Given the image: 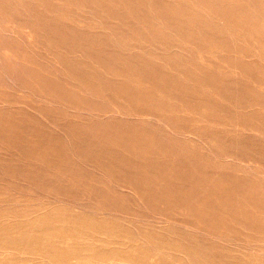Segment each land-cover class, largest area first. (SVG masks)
Returning a JSON list of instances; mask_svg holds the SVG:
<instances>
[{"label": "rangeland", "instance_id": "obj_1", "mask_svg": "<svg viewBox=\"0 0 264 264\" xmlns=\"http://www.w3.org/2000/svg\"><path fill=\"white\" fill-rule=\"evenodd\" d=\"M198 1L0 0V47L13 41L17 55H21L18 58L4 52L8 57L0 51V226L39 221L40 229L54 231L70 226L69 219L77 217L115 227L105 230L71 225L81 244L91 243L96 248H104L106 241L110 242L108 248L124 249L130 244L163 247L167 258L186 264L181 239L196 235L204 246L226 249L225 254L234 258L264 257V239L250 227L261 222L257 228L261 227L263 234L264 55L240 29L241 20L238 27L234 20H227L231 8L238 17L252 0H221L225 8L216 7L218 0ZM68 65L75 75L62 72ZM28 68L41 71L61 90L82 92L83 104L74 102L73 107L47 98L44 91L23 80ZM74 78L97 90V96L86 95L84 85H76ZM165 89L173 96L171 113L165 114L173 128L142 116L139 111L152 110L147 103L126 101L128 92H146L167 102L161 97ZM245 98L258 104L248 105ZM180 101L198 107L204 117L196 121L195 114L173 109ZM210 105L217 107L220 115L236 117L238 125L224 127L223 117L217 119L218 113L208 110ZM180 129L184 131L177 132ZM121 132L133 134L129 138L141 144L158 138L179 153L199 149L191 164L200 167L207 161L210 174L201 168L197 177L187 174L179 179L182 163L190 162L176 153L165 156L155 150L157 153L142 156L133 153V147L123 149L105 142L100 145L106 146L100 154L95 151L103 141L101 135ZM212 141L215 147L210 146ZM216 150L231 153L232 159L221 163ZM164 165V173L159 172V166ZM158 172L162 176H157ZM214 174L219 182L212 184ZM250 181H254L252 195L245 189ZM167 190L171 192L165 193ZM191 191L194 209H183L179 197ZM203 214L214 215L223 223L217 231L221 239L231 243L203 237L208 225L197 220ZM212 257L217 260L211 264H224L216 255Z\"/></svg>", "mask_w": 264, "mask_h": 264}, {"label": "bare ground", "instance_id": "obj_2", "mask_svg": "<svg viewBox=\"0 0 264 264\" xmlns=\"http://www.w3.org/2000/svg\"><path fill=\"white\" fill-rule=\"evenodd\" d=\"M73 1V0H72ZM196 2L198 0H195ZM230 1V0H229ZM239 1V0H236ZM244 1V0H243ZM194 2V1H193ZM198 2H201L200 0ZM206 2V1H205ZM240 2V1H239ZM242 2V0H241ZM240 2V3H241ZM85 3V1H84ZM235 3V2H233ZM247 2H244V5L247 6V4H245ZM57 4V3H56ZM95 4V3H94ZM131 4V3H130ZM250 4V3H248ZM96 5V4H95ZM100 5V4H99ZM102 5V4H101ZM128 5V4H126ZM126 5L124 7H126ZM203 5V4H202ZM201 5V6H202ZM212 5V4H210ZM227 5V4H226ZM243 5V4H242ZM103 6V5H102ZM205 6V4H204ZM203 6V7H204ZM209 6V5H208ZM216 6V5H213ZM231 6H233L231 4ZM250 6V7H249ZM246 7V9L243 7V10L245 9L246 11L242 14H239L237 17L236 14V10L231 8L230 9V14H229V18H227V20H234L235 22H237V27L238 25V21L241 20L243 22V26H239L240 29H242L244 31V35L248 36L249 39H252V43L254 46L256 45L257 49H260V52H262V54L264 55V0H252V4ZM218 8H225L227 6H223L221 4V0H218V4L217 6ZM230 7V6H229ZM240 9V8H239ZM238 9V10H239ZM175 10V9H173ZM218 10V9H216ZM254 10H256L255 12H253ZM95 11V9H94ZM164 12V11H163ZM170 13V12H169ZM180 13V12H179ZM10 14V13H9ZM218 14V11L217 13ZM223 14V13H222ZM198 17V16H197ZM228 17V16H227ZM218 18V17H217ZM220 18V17H219ZM213 20V19H212ZM191 21H193V19H191ZM210 21V20H208ZM12 22V21H11ZM200 21L196 22L199 23ZM202 23V22H201ZM200 23V24H201ZM205 23V22H204ZM229 23V22H227ZM231 25V23H230ZM34 26V25H33ZM32 26V27H33ZM27 28H30V26H26ZM180 27V26H178ZM177 27V29H178ZM200 27V26H199ZM204 27V25H203ZM210 28V26H209ZM211 29L212 26H211ZM217 29V28H216ZM215 29V31H216ZM230 29V27H229ZM226 30V29H225ZM201 31V30H200ZM33 32V31H32ZM183 32V31H182ZM204 32V31H203ZM202 32V33H203ZM222 32V31H221ZM220 32V33H221ZM210 33V32H209ZM230 35L229 32H226ZM233 33V32H231ZM210 35V34H208ZM201 36V35H200ZM206 37V36H205ZM205 39V38H204ZM208 39V38H207ZM206 39V40H207ZM209 40V39H208ZM246 40V39H244ZM243 40V43H244ZM204 41V40H203ZM217 41V40H216ZM105 42V41H104ZM206 42V41H205ZM204 42V43H205ZM219 42V41H218ZM228 42V40H227ZM233 42V41H232ZM13 41H10L8 43H2V48L0 47V51L6 55L7 53L4 52H8L11 54V56L13 57H18L21 55H17V50L18 47L12 44ZM95 43V42H94ZM107 43V42H105ZM115 43V42H114ZM242 43V42H241ZM102 44V43H101ZM213 44V43H212ZM216 44H218L216 42ZM223 44V43H222ZM226 44V43H225ZM93 45V43H92ZM221 45V44H220ZM250 45V44H249ZM101 46V45H100ZM202 46V45H201ZM89 47V46H88ZM209 47V46H208ZM220 47V46H218ZM222 47V46H221ZM250 47V46H249ZM215 48H217V46H215ZM229 48V47H228ZM85 49V48H84ZM204 49V48H202ZM209 49V48H207ZM236 49V48H235ZM250 49L252 50V48L250 47ZM98 50V49H97ZM104 50V49H103ZM228 50V49H227ZM250 50V51H251ZM256 50V48H255ZM203 52V50H201ZM206 51V49H205ZM219 51V50H218ZM235 51V50H234ZM249 51V52H250ZM20 52V51H19ZM112 52V51H111ZM1 53V54H2ZM24 53V52H22ZM216 53V52H215ZM228 53V52H227ZM232 53V51H231ZM235 53V52H234ZM111 54V53H109ZM115 54V53H114ZM236 54V53H235ZM242 54V52H241ZM240 54V57H241ZM238 55V54H237ZM9 57V55H6ZM209 56V55H208ZM214 56V55H213ZM24 59V58H22ZM118 60V59H117ZM237 60V59H236ZM263 60V59H262ZM25 62L31 63V61L28 60H23ZM23 61H21L23 63ZM143 61H141L142 63ZM149 62V61H148ZM164 62V61H163ZM223 62V61H222ZM230 62V61H229ZM175 63V62H174ZM224 63V62H223ZM134 64V63H132ZM261 64V63H260ZM67 65V64H66ZM170 65V64H169ZM69 66V65H68ZM150 66V65H149ZM179 66V65H178ZM231 66V65H230ZM258 66V65H257ZM255 66V67H257ZM177 67V66H176ZM233 67V66H232ZM230 67V68H232ZM60 68V67H59ZM58 68V69H59ZM145 68V67H144ZM172 68V67H171ZM52 69V68H51ZM151 69V68H150ZM180 69V68H178ZM193 69V68H192ZM227 69V68H226ZM238 69V68H237ZM241 69V68H240ZM239 69V70H240ZM244 69V68H243ZM261 69V68H260ZM38 70V69H37ZM154 70V68H153ZM172 70V69H171ZM196 70V69H195ZM234 70V69H232ZM245 70V69H244ZM243 70V71H244ZM258 70V69H256ZM262 71H264L263 69H261ZM47 71V70H45ZM58 71V70H56ZM70 71V73L68 74V72ZM147 71V70H146ZM202 71V70H201ZM62 72L64 74L70 75L71 73H74L72 71V67L69 66V68L66 66L63 68ZM61 72V73H62ZM191 72V71H189ZM242 72V71H241ZM259 72V71H258ZM257 72V73H258ZM252 73V72H251ZM256 73V72H255ZM55 74V73H54ZM83 74V73H82ZM154 74V72H153ZM158 74V73H157ZM227 74V73H225ZM263 74V73H260ZM58 75V74H57ZM75 75V73H74ZM85 75V74H84ZM115 75H120L115 74ZM250 75V74H247ZM255 75V74H254ZM264 75V74H263ZM62 76V74H61ZM82 76V75H81ZM131 76V75H129ZM49 77V76H48ZM56 77V76H55ZM83 77V76H82ZM87 77V76H86ZM85 77V78H86ZM138 77V76H137ZM231 77V76H229ZM58 78V77H56ZM70 78H73L72 76ZM80 78V77H79ZM140 78V77H139ZM138 78V79H139ZM257 78V77H256ZM64 79V78H63ZM83 79V78H81ZM224 79V78H223ZM23 80H26L28 83L35 85L38 89H41L42 92H45V96L49 99H51L52 101L55 102H63V103H67L70 106H73L74 102L76 104V102L84 100L82 95V92H80V94H76L71 88L67 89V90H61L59 87V85H57L55 82H53V80H51L50 78H47L41 71H36L32 68H28L25 72V78ZM66 80V79H65ZM146 80V79H145ZM56 81V80H55ZM68 81V79L66 80ZM220 81V80H219ZM231 81V80H230ZM64 82V81H63ZM74 82L76 85H84L82 90L86 95L89 96H97L96 91L93 90V88L91 89L90 87H88L87 84H84L82 81H79L77 79L74 78ZM68 83V82H67ZM222 83V82H221ZM230 83V82H229ZM66 84V83H65ZM64 84V85H65ZM228 84V83H227ZM174 85V84H173ZM220 85V84H219ZM231 85V84H228ZM236 85V84H235ZM262 85V84H261ZM72 86V85H71ZM78 86V87H79ZM182 86V85H181ZM234 86V85H233ZM258 86V85H257ZM264 86V85H263ZM63 87V85L61 86ZM77 88V87H76ZM159 89V88H158ZM198 89V88H197ZM232 89V88H230ZM174 90V89H172ZM236 90V88H235ZM226 91V90H225ZM234 91V90H233ZM170 92V91H169ZM168 91H163V94L161 97L165 98L167 100V102L161 101L160 99H156L152 96H150L149 94L145 93H127L128 96L126 97V101L130 102L132 104H148L149 108L152 110H146V112H140V114L146 115V116H150L152 118L155 119H159L160 122H162L163 124L172 127L173 123L170 120H167L165 117V114H169L171 113V103H169L170 101L173 100V96L169 93ZM172 92V91H171ZM195 92V91H194ZM219 92V91H218ZM84 94V95H85ZM202 94V93H201ZM220 94V93H219ZM231 94V93H230ZM229 94V95H230ZM256 94V93H255ZM124 95V94H123ZM177 95V94H176ZM217 95V94H216ZM223 95V94H222ZM232 95V94H231ZM234 95V94H233ZM252 95V94H251ZM249 95V96H251ZM121 96V95H119ZM126 96V95H125ZM224 96V95H223ZM254 96V95H253ZM263 96V95H262ZM175 97V96H174ZM177 97V96H176ZM226 97V96H224ZM228 97V96H227ZM242 97V96H241ZM255 97V96H254ZM123 98V97H122ZM121 98V99H122ZM124 99V98H123ZM226 99V98H224ZM244 100L248 105L255 103L258 104L257 100H253V98L251 99H247ZM261 99V98H260ZM223 100V99H222ZM228 100V99H227ZM229 101V100H228ZM235 102V100H233ZM262 101V100H261ZM208 102V101H207ZM80 103V102H79ZM78 103V104H79ZM236 103V102H235ZM242 102H240L241 104ZM83 104V103H82ZM174 105V104H173ZM247 105V106H248ZM263 105V104H262ZM79 106V105H78ZM75 106V107H78ZM83 106V105H82ZM233 106V105H232ZM252 106V105H251ZM257 106V105H256ZM260 106V105H259ZM74 107V106H73ZM261 107V106H260ZM83 108H85V106H83ZM136 108V107H135ZM173 109H178V112H187V113H193L196 115V121L200 120L202 117H204L202 114H199V110L198 107L196 106H191L189 103L187 102H183L180 101L178 102L177 105H174ZM172 109V110H173ZM217 107H215L214 105H210L208 110H210L211 112H217L218 113V117H216L217 119H219L221 116L223 117V121L224 123H221L222 125H224V127H228L229 129L232 128L233 126H237L238 122L236 121V117L234 118V116L232 117L231 115H220V112L216 110ZM81 110V108H80ZM86 110V109H85ZM163 111V113H158L156 111ZM180 110V111H179ZM224 110H226L224 108ZM74 111V110H73ZM177 111V110H175ZM82 112V111H81ZM84 112V111H83ZM93 112V111H92ZM91 112V113H92ZM106 112V111H105ZM203 112V111H202ZM89 112V114H91ZM136 113V112H135ZM156 113V115H155ZM101 114V113H100ZM134 114V113H133ZM88 115V113H87ZM92 115V114H91ZM102 115V114H101ZM122 115V114H121ZM104 116V115H103ZM171 116V115H170ZM207 116V115H206ZM212 116V115H211ZM210 116V117H211ZM54 117V116H53ZM101 117V116H100ZM175 117V116H174ZM120 118V117H119ZM136 118V117H135ZM134 118V119H135ZM193 118V117H192ZM147 119V118H146ZM181 119V118H180ZM179 120V119H178ZM210 120V119H209ZM212 120V118H211ZM142 121V120H141ZM156 121V120H155ZM216 123V122H215ZM219 123V122H218ZM157 124V123H156ZM162 124V125H163ZM181 124V123H180ZM219 125V124H218ZM240 126V125H239ZM163 127V126H162ZM173 128V127H172ZM171 128V129H172ZM227 128V129H228ZM93 129V128H92ZM99 129V128H98ZM101 129V128H100ZM99 129V131H100ZM163 129V128H162ZM168 129V128H167ZM233 129V128H232ZM103 130V129H102ZM112 130H108L107 132H111ZM184 131L183 129L177 130V132H182ZM173 132V131H172ZM211 132V131H210ZM12 133V132H10ZM100 133V132H99ZM102 133V132H101ZM128 133V132H127ZM142 133V132H141ZM203 133V132H202ZM205 133V132H204ZM118 134V135H117ZM131 134V133H130ZM174 134V133H173ZM190 134V133H189ZM199 134V133H197ZM212 134V133H211ZM9 135V134H8ZM125 135L127 136V138H125ZM131 135L126 134V132H121V133H115V134H108L106 133L105 135H101L103 138V141L99 143V146H96L95 151L100 154V151L103 149H105L106 146H100L103 142H105L108 145H115L117 147L120 148H130L133 147V153H136L138 155H147V154H152V153H157L155 150H161V152L164 153V155L166 156V154H169L171 156H174V153L179 154L181 156H183L185 158L184 161L190 162L189 163H182V167H180V170L182 171L181 176L179 179H184L186 177L187 174H191V177L194 178L197 174L196 172L199 174V172L201 173V168L204 169V171L206 172L207 175L210 174V172H208L207 168L211 167V164L208 165L209 163L206 161L205 163H202L198 166H196L195 164H191L193 163L194 158H198L197 157V150L195 152L192 153H188V152H184V153H179V150H171L169 148V146H166V144H163L158 138L157 139H147L145 140V143L139 142L136 143L135 140L129 138V137H133ZM179 135V134H178ZM192 135V134H191ZM190 135V136H191ZM11 136V135H9ZM19 136V135H18ZM42 136V135H41ZM184 136V135H183ZM187 136V135H186ZM89 137V136H88ZM87 137V138H88ZM94 137V136H93ZM119 137V138H118ZM22 138V137H21ZM99 138V137H98ZM152 138V137H151ZM188 138V137H187ZM3 139V138H1ZM35 139V138H34ZM142 139V138H141ZM203 139V138H202ZM14 140V139H13ZM18 140V139H17ZM82 140V139H81ZM88 140V139H85ZM99 140V139H98ZM19 141V140H18ZM29 141V139H28ZM44 141V140H43ZM55 141V140H53ZM83 141V140H82ZM27 142V141H26ZM37 142V141H36ZM35 142V143H36ZM97 142V141H95ZM208 142V141H207ZM222 142V141H221ZM13 143V142H12ZM17 143V142H16ZM87 143V141H86ZM18 144V143H17ZM25 144V143H24ZM79 144V143H77ZM76 144V145H77ZM209 144V142H208ZM210 146L215 147V141L210 142ZM168 145V144H167ZM22 146V145H21ZM55 145L51 146L54 147ZM93 147V145H91ZM50 147V146H49ZM77 147V146H76ZM79 147V146H78ZM23 148V147H22ZM34 148V147H33ZM211 148V147H210ZM48 149V148H47ZM201 149V148H200ZM75 149H73L71 151V153L74 151ZM149 150V152H147ZM33 151V150H32ZM63 151V150H62ZM61 151V152H62ZM203 151V150H202ZM31 152V151H30ZM30 152H28L30 154ZM37 152V151H36ZM50 152V151H49ZM48 152V153H49ZM60 152V153H61ZM67 152V151H66ZM77 152V151H76ZM90 152V150H89ZM94 152V151H93ZM197 152V153H196ZM46 153V154H48ZM59 153V154H60ZM64 153V152H63ZM73 154V153H72ZM75 154V153H74ZM84 154V153H82ZM91 154V153H90ZM200 154L201 151H200ZM231 154V153H230ZM230 154H227L225 152H221L216 150V158L220 160V162L222 160L225 159H232V156ZM34 155V153H33ZM37 155V154H36ZM86 155V153H85ZM94 155V154H93ZM163 155V156H164ZM28 156V155H27ZM59 156V155H58ZM89 156V154H88ZM159 156V155H158ZM204 156V155H203ZM32 157V156H31ZM29 157V158H31ZM41 157V156H40ZM82 157V156H81ZM86 157V156H85ZM84 157V158H85ZM141 157V156H140ZM160 157V156H159ZM38 158V157H37ZM57 158V157H56ZM68 157H66L65 159H67ZM142 158V157H141ZM172 158V157H171ZM207 158V157H206ZM204 157V159H206ZM215 158V160H216ZM162 159V158H161ZM37 160V159H36ZM45 160V158L43 159ZM87 160V159H86ZM153 160V159H152ZM151 160V161H152ZM182 160V159H181ZM207 160V159H206ZM71 161V160H70ZM136 161V160H135ZM178 161V160H177ZM227 160H225L226 162ZM72 162V161H71ZM101 162V161H100ZM170 162V161H169ZM168 162V163H169ZM243 162H247V161H243ZM43 163V162H42ZM98 163V162H97ZM171 163V162H170ZM212 163V162H211ZM222 163V162H221ZM58 164V162H57ZM172 164V163H171ZM205 164V165H204ZM53 165V164H52ZM66 166V164H64ZM75 165V164H73ZM170 165V164H169ZM207 165V166H206ZM63 166V167H65ZM70 166V165H69ZM98 166V165H97ZM219 166V165H218ZM246 166V165H244ZM54 167V166H53ZM56 167V166H55ZM73 167V166H71ZM151 167V166H150ZM150 167H147L146 170L152 169ZM165 167H167V165L164 166H159V172H163L165 171ZM199 168L200 170H197V168ZM220 167V166H219ZM67 168V167H66ZM131 168V167H130ZM134 168V167H133ZM132 168V169H133ZM248 168V166L246 167ZM64 169V168H62ZM97 169V168H96ZM210 169V168H209ZM245 169V168H244ZM55 170V169H54ZM66 170V169H65ZM70 170V169H69ZM153 170V169H152ZM213 170V169H212ZM216 170V169H214ZM124 171V170H123ZM211 171V170H209ZM66 172V171H65ZM70 172V171H69ZM158 172L157 176H162L160 173ZM60 175V173L58 174ZM68 175V174H67ZM71 175V174H70ZM73 175V174H72ZM261 175V174H260ZM62 176V175H60ZM69 176V175H68ZM211 176V175H210ZM215 176V174H214ZM76 176H74L75 178ZM197 177V176H196ZM66 178V177H64ZM73 178V177H72ZM80 178V177H79ZM67 179V178H66ZM71 179V178H69ZM178 179V178H177ZM210 179V178H208ZM211 180V179H210ZM209 180V181H210ZM121 181V180H120ZM219 179L217 176H215V178H212L211 182L212 184L218 183ZM73 183V182H72ZM203 183V182H202ZM209 183V182H208ZM254 183V181H250L249 184H247V192L252 195L253 193L251 192L252 189V184ZM127 184V183H126ZM205 185V184H204ZM236 185V184H235ZM125 186V184H124ZM127 186V185H126ZM125 186V187H126ZM240 186V185H239ZM169 187V186H168ZM236 187V186H235ZM234 187V188H235ZM256 189V188H254ZM169 190H172L169 188ZM167 190V192L165 193H170L171 191ZM163 192V191H162ZM239 192V191H238ZM180 194V193H179ZM184 194V193H183ZM193 191H191L190 194L184 195L179 197V199L181 200V207L184 208H188V209H194L193 207L195 205H191L190 201L191 199H193ZM247 193L244 194L245 199L248 198ZM167 195V194H166ZM165 195V196H166ZM194 195V194H193ZM204 195V194H203ZM192 196V198H191ZM202 197V196H201ZM170 198V197H167ZM205 198V197H204ZM203 198V199H204ZM206 198H208L206 196ZM210 198V197H209ZM184 199V200H183ZM205 200V199H204ZM237 200V199H236ZM214 202L213 199H208V202ZM192 202V201H191ZM194 202V201H193ZM205 202V201H204ZM203 202V203H204ZM237 202V201H236ZM245 201H243L244 203ZM196 203V202H195ZM239 203V202H238ZM246 203V202H245ZM252 205V204H251ZM208 209V208H207ZM187 210V209H186ZM201 211V210H198ZM216 211V210H215ZM218 211V209H217ZM210 212V211H209ZM219 213V212H218ZM201 214V213H200ZM211 214V213H209ZM196 216V215H195ZM217 216V215H216ZM199 217V218H198ZM197 217V220L199 222L200 225L205 226L208 225L207 230L205 231L206 234H204L203 237H213L217 240H223L221 238H223L221 235H219L217 229H219L223 223H220V221L218 220L217 217L213 216H208V215H199ZM70 224L71 225H78V226H89V227H103L105 228V230H115V227L112 225H108V224H101V223H95L93 221L90 220H84V219H79V218H72L69 219ZM253 221V220H252ZM14 223V222H13ZM245 223V222H244ZM44 224V223H43ZM246 224V223H245ZM65 226V227H61L54 231H51L48 228H43L40 229L41 225L40 222H30V223H15V224H11V225H6V226H0V264H176V261H174L173 259H169L167 258L164 254H162L164 248L163 247H159V248H148V247H143V246H138V245H134V244H130L128 245V247L126 248H119V247H112V248H108L107 246L110 244V242L106 241L102 244V246H105L104 248H96L93 244H89V245H83L81 244V241L79 240V236L77 234L73 233V228L74 226ZM260 224H253L250 225V227L252 229H254L255 231H257L258 233H260V237L262 239H264V230H263V234H261V227L257 228ZM45 227V226H44ZM209 227H212L209 228ZM249 227V228H250ZM251 229V230H252ZM211 230V231H210ZM227 232V231H226ZM240 232V231H239ZM247 233V232H246ZM122 237L124 239L130 240L131 238L128 235H122ZM190 238H188L187 240L181 239L182 243L184 244L185 248H184V254L186 255L187 258V262L186 264H211V263H215V260L212 255H216L217 257H219L220 259H222V262L224 264H264V257L262 259H257V258H251L250 256H242L244 258L240 257L239 258H234L231 255H226L225 253L227 252L226 249H220V248H216L214 246H204V241H202V238H197L196 235H192L189 236ZM228 239V238H226ZM241 239V238H240ZM261 239V240H262ZM201 240V241H200ZM260 240V241H261ZM89 241V240H88ZM226 243H231L230 241L227 240H223ZM221 241V242H223ZM233 241V240H232ZM91 242V241H89ZM219 242V241H218ZM246 242V241H245ZM191 243L194 247L191 246ZM238 243V242H237ZM242 243V242H241ZM244 243V242H243ZM180 244V243H178ZM223 247V246H222ZM244 249V246L242 247ZM253 248V247H252ZM256 248V247H254ZM230 249V248H228ZM262 249V248H261ZM251 249L248 248L247 251H249ZM258 250V249H257ZM264 251V250H263ZM215 253V254H213ZM255 253V252H254ZM244 254V253H243ZM251 254H253V252H251ZM249 255V254H248ZM258 255V254H257ZM259 256V255H258ZM169 257V256H168ZM218 258V259H219Z\"/></svg>", "mask_w": 264, "mask_h": 264}]
</instances>
